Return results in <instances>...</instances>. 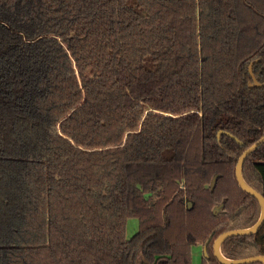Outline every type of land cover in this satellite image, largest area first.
Masks as SVG:
<instances>
[{"label":"trees","instance_id":"obj_1","mask_svg":"<svg viewBox=\"0 0 264 264\" xmlns=\"http://www.w3.org/2000/svg\"><path fill=\"white\" fill-rule=\"evenodd\" d=\"M253 62L264 0H0V264H222L261 215Z\"/></svg>","mask_w":264,"mask_h":264},{"label":"water","instance_id":"obj_2","mask_svg":"<svg viewBox=\"0 0 264 264\" xmlns=\"http://www.w3.org/2000/svg\"><path fill=\"white\" fill-rule=\"evenodd\" d=\"M254 62L249 67V73L252 75V82L249 84L250 88H262L264 85L260 84L257 81V78L252 71ZM222 132L218 134L220 136ZM261 144H264V136L258 140L255 144L250 146L249 149H247L238 159V163L235 168V176L237 177V182L239 187L245 192L248 193L250 196L252 195L254 198H256L260 205L261 215L256 223L252 225L250 228L246 229H235V231H230L223 233L218 236V238L213 242V255L217 259L218 262L222 264H253L255 262H261L264 264V256H253V258H245V259H236L232 260L224 256L222 253V243H224L227 239L235 237V236H252L254 234L259 233L263 226H264V196L257 192L252 186H250L243 176V166L246 162V158L250 156L251 153H253ZM217 177L215 176L213 182H212V188L216 184ZM190 206V204H189ZM208 244H205L204 246V253L207 256V249Z\"/></svg>","mask_w":264,"mask_h":264},{"label":"rangeland","instance_id":"obj_3","mask_svg":"<svg viewBox=\"0 0 264 264\" xmlns=\"http://www.w3.org/2000/svg\"><path fill=\"white\" fill-rule=\"evenodd\" d=\"M139 221L136 218H132L127 223V236L128 238H132V236L138 231ZM204 257V247L194 246L192 248V263L193 264H202V259Z\"/></svg>","mask_w":264,"mask_h":264},{"label":"flooded vegetation","instance_id":"obj_4","mask_svg":"<svg viewBox=\"0 0 264 264\" xmlns=\"http://www.w3.org/2000/svg\"><path fill=\"white\" fill-rule=\"evenodd\" d=\"M202 246L205 247L204 245H202ZM204 256H206L205 253H204Z\"/></svg>","mask_w":264,"mask_h":264}]
</instances>
